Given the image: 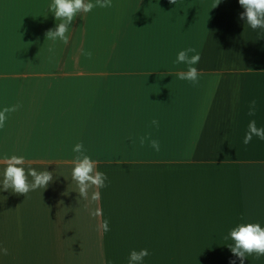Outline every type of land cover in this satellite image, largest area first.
<instances>
[{"label": "crops", "instance_id": "obj_1", "mask_svg": "<svg viewBox=\"0 0 264 264\" xmlns=\"http://www.w3.org/2000/svg\"><path fill=\"white\" fill-rule=\"evenodd\" d=\"M52 3L0 0V111L20 105L0 128V264H129L141 249L142 264H239L231 229L264 228V140L243 143L251 120L264 127V29L239 0H111L77 13L64 44L46 38L62 22ZM189 47L195 85L177 77ZM81 142L108 177L87 200L72 179ZM13 155L53 181L2 190Z\"/></svg>", "mask_w": 264, "mask_h": 264}, {"label": "clouds", "instance_id": "obj_2", "mask_svg": "<svg viewBox=\"0 0 264 264\" xmlns=\"http://www.w3.org/2000/svg\"><path fill=\"white\" fill-rule=\"evenodd\" d=\"M170 3L175 4L176 0H170ZM239 4L244 9L240 13V19L246 18V24L252 29H264V0H239ZM111 7V0H95V3L85 2V0H53L50 6V11L54 13L56 20L62 22L57 24L54 29H50L46 32V38L52 41L57 39L63 41L64 44L68 43L69 37L67 35L69 26L72 21L77 17L79 12H90L94 7ZM217 6V5H216ZM215 6V7H216ZM52 49H50L51 51ZM195 53L194 55H189ZM82 54L87 58H92V52H84ZM201 59L200 53L194 48H187L178 53L176 63L186 64L188 66L187 71H181L177 73V77L181 80H187L193 85L199 83L200 73L194 65H197ZM20 105H13L3 108L0 111V128H3L7 115L15 112L19 109ZM249 116L255 115V101H252L249 106ZM152 126H159V121L153 119L151 121ZM258 137L264 140V127H257L256 121L251 120L248 124L247 132L244 136L243 143L249 144L253 137ZM141 146L147 142V144L155 151H160V142L157 139H152L151 134L141 136L139 138ZM73 152L76 156L73 160L72 179L78 183L80 197L87 200L89 198V190L95 187L96 189L107 187L106 181L107 175L104 172L96 171L97 161L91 159L90 156L85 154L83 143H77L73 147ZM4 163L6 168L4 169L2 190L7 191L12 189L14 193L26 194L30 190H36L37 188H47L49 183L53 181V173L49 171L37 172L34 168L29 167L27 174L25 171V158L23 156L13 155L10 158L5 157ZM215 163V161H214ZM32 177L29 182L28 177ZM100 192L93 191L91 194V200L93 202L99 201ZM102 209L96 208L90 211V215L95 218L102 216ZM98 228L104 232L110 231L109 222L104 220ZM229 236L234 241L233 245H229L230 251L239 260V264H244L248 255L256 254L257 258L264 256V228L259 223H241L237 227L231 229ZM229 237L226 236L225 239ZM0 254L7 255L8 249L0 247ZM149 255L147 249H141L139 251L132 250L129 254V264H142L145 257ZM232 264H236V261H232Z\"/></svg>", "mask_w": 264, "mask_h": 264}]
</instances>
